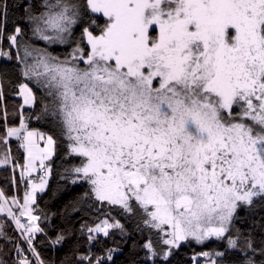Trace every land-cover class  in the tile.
Masks as SVG:
<instances>
[{
	"label": "snow or ice",
	"instance_id": "1",
	"mask_svg": "<svg viewBox=\"0 0 264 264\" xmlns=\"http://www.w3.org/2000/svg\"><path fill=\"white\" fill-rule=\"evenodd\" d=\"M0 62V264H264V0H0Z\"/></svg>",
	"mask_w": 264,
	"mask_h": 264
},
{
	"label": "trees",
	"instance_id": "2",
	"mask_svg": "<svg viewBox=\"0 0 264 264\" xmlns=\"http://www.w3.org/2000/svg\"><path fill=\"white\" fill-rule=\"evenodd\" d=\"M9 28H11V22H9ZM3 67L2 62H0V68ZM7 71L9 75L12 77V79L15 81L18 79V74H16L15 69L8 67ZM17 102V98L13 96L8 97V108L11 111L14 107V104ZM18 125V122H17ZM31 126L38 129L40 132L48 133L50 131L49 127L46 125L38 124L35 121L31 122ZM0 132H3V128H0ZM17 141H10V146L12 149V154L17 156L19 164L23 165L24 162V154L23 150L17 149ZM53 161H50V163H53V173L49 178V187L45 190L44 193L38 194V200L37 203L39 205V208L48 212L50 220H54L56 225H63L65 221L63 220L62 216L61 218H57L53 216V213H63L65 205L67 204V198L63 197L58 192V184L62 183L59 180V173L62 171V158H53ZM19 172L20 169L17 168L15 173H12L9 169L8 171H5L3 169H0V188H3L6 192V195L11 196H17L21 202L23 203V195L25 190V184H20L19 188H14L11 182V178L13 175L16 176L17 180H19ZM57 192L56 196H53L52 193ZM34 207H36L34 205ZM243 215V213H241ZM2 218V217H0ZM95 218V213L92 212L91 214L88 212L76 214V219L72 222L77 229H79L80 225L83 224L85 221H87L89 224L92 223V221ZM119 218V217H117ZM26 221V220H25ZM22 221V222H25ZM9 223H11L9 221ZM42 224L47 225L48 221L41 220ZM14 228V225L12 226ZM10 233L13 236L19 237V233L12 231L9 229ZM49 235L51 237L53 229L51 227L48 228ZM77 235L79 237V243L77 241L73 240L70 242L69 245H66L59 250H54L49 246L48 240H44L42 243H37L36 247L37 250L41 253L42 258L51 262H55V264H61V261L65 260L67 256L71 255V249L72 248H78L80 252L86 253L88 250V244L86 242V236H79V232H77ZM25 247H27L25 245ZM199 251V247L193 248H184L177 256L176 260L174 261V264H185V262L189 261L191 256L193 255V251ZM207 250V249H206ZM94 252L97 255H103V246H98L94 249ZM29 256H31V253H28ZM123 257L121 258V261H123Z\"/></svg>",
	"mask_w": 264,
	"mask_h": 264
},
{
	"label": "rangeland",
	"instance_id": "3",
	"mask_svg": "<svg viewBox=\"0 0 264 264\" xmlns=\"http://www.w3.org/2000/svg\"><path fill=\"white\" fill-rule=\"evenodd\" d=\"M10 141H15L14 139H12V140H10ZM38 144H39V147H41V148H43L44 146H45V143H44V141H41V140H38ZM24 154V153H23ZM25 163V159H24V162H23V164ZM46 163H50V161H46ZM38 165H39V162L37 161V167H38ZM42 173L41 172H39V171H37V172H33L32 173V179H36L39 175H41ZM50 178V177H49ZM38 194H41V193H37V195ZM34 207V206H33ZM25 220H26V218H24ZM26 222V221H25Z\"/></svg>",
	"mask_w": 264,
	"mask_h": 264
},
{
	"label": "crops",
	"instance_id": "4",
	"mask_svg": "<svg viewBox=\"0 0 264 264\" xmlns=\"http://www.w3.org/2000/svg\"><path fill=\"white\" fill-rule=\"evenodd\" d=\"M21 220H22V221H25V219H24L23 217L21 218Z\"/></svg>",
	"mask_w": 264,
	"mask_h": 264
}]
</instances>
